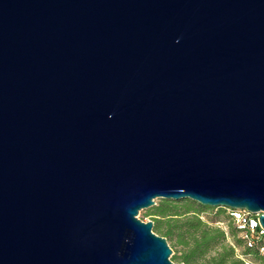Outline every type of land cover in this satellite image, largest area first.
<instances>
[{"label": "water", "instance_id": "obj_1", "mask_svg": "<svg viewBox=\"0 0 264 264\" xmlns=\"http://www.w3.org/2000/svg\"><path fill=\"white\" fill-rule=\"evenodd\" d=\"M159 197L264 229V0H0V264H185Z\"/></svg>", "mask_w": 264, "mask_h": 264}, {"label": "trees", "instance_id": "obj_2", "mask_svg": "<svg viewBox=\"0 0 264 264\" xmlns=\"http://www.w3.org/2000/svg\"><path fill=\"white\" fill-rule=\"evenodd\" d=\"M183 208L185 209L183 212L179 211L176 202L169 200H162L152 208V213L156 216L155 228L158 229L159 223L165 220L168 228L161 231L162 236L166 238L176 234L179 243L186 247L179 257L180 261L185 264H197V259L201 258L199 264H246L243 259L236 257L235 248L239 246L244 255L250 256L257 264H264V254L261 253L264 247V234H259L258 226L251 232L248 227L240 228L238 225L229 224V233L234 243L227 244L225 230L208 227L200 220L197 214L203 210L200 204L186 200ZM189 211L195 212L194 217L183 220L182 215ZM228 217L235 221L230 213ZM170 221L173 223L170 224ZM240 231L244 232V236H238ZM211 251L213 253H210Z\"/></svg>", "mask_w": 264, "mask_h": 264}, {"label": "rangeland", "instance_id": "obj_3", "mask_svg": "<svg viewBox=\"0 0 264 264\" xmlns=\"http://www.w3.org/2000/svg\"><path fill=\"white\" fill-rule=\"evenodd\" d=\"M162 200H169L172 202H176L177 204V209L181 212H183L185 209L183 208L184 202H186V200L190 201V202H195L193 200L190 199H180V200H172V199H165V198H156L155 199V204L153 206H157L158 204H160V202ZM197 203V202H195ZM199 204V203H198ZM201 205V204H200ZM153 206H150L148 208H143L140 209L137 217L140 218L143 221H148V220H152L153 223V231L155 233H157L158 235L162 236V232L163 230H165L166 228H168V223L165 222V220H163V222L159 223V228L156 229L154 224L156 225V216L152 213V208ZM203 208L202 211H199L197 214L200 218L201 221H203L204 223H206V225L208 227L211 228H220L226 231V239H225V243L227 244H233L234 240L232 235L229 233V224H231L232 226L238 225L236 221H234L233 219H231L230 217H228V214L230 213V208L227 207H210V206H203L201 205ZM194 213L193 211H189L185 214L182 215L183 220L184 219H192L194 217ZM173 223V221H170V224ZM238 236H244V232L240 231L238 232ZM167 243L169 245V247L171 248V254L169 256V258L175 262V263H179L182 262L180 261L179 257L182 255V253L186 250V247L182 244L179 243L176 234H172L170 236L166 237ZM210 253H213V251H211ZM235 253H236V257H239L241 259H243L245 261L246 264H257V262H255L250 256H246L242 253V248L239 246H236L235 248ZM261 253L264 254V249H261ZM202 259L198 258L197 259V264L200 263Z\"/></svg>", "mask_w": 264, "mask_h": 264}, {"label": "built area", "instance_id": "obj_4", "mask_svg": "<svg viewBox=\"0 0 264 264\" xmlns=\"http://www.w3.org/2000/svg\"><path fill=\"white\" fill-rule=\"evenodd\" d=\"M230 214L237 222L238 227L240 228L248 227L251 232H254L255 228L258 226L259 234H264V229L260 227L258 222V214H251L246 210H234V209H230ZM248 244L250 245L251 241H249ZM262 249H264V247H262Z\"/></svg>", "mask_w": 264, "mask_h": 264}]
</instances>
